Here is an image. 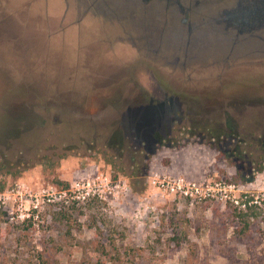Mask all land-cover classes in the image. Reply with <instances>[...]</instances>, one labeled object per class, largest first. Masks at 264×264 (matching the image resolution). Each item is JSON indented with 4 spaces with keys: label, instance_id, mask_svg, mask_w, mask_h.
Instances as JSON below:
<instances>
[{
    "label": "rangeland",
    "instance_id": "obj_1",
    "mask_svg": "<svg viewBox=\"0 0 264 264\" xmlns=\"http://www.w3.org/2000/svg\"><path fill=\"white\" fill-rule=\"evenodd\" d=\"M238 1L0 0V264H264V21Z\"/></svg>",
    "mask_w": 264,
    "mask_h": 264
},
{
    "label": "built area",
    "instance_id": "obj_2",
    "mask_svg": "<svg viewBox=\"0 0 264 264\" xmlns=\"http://www.w3.org/2000/svg\"><path fill=\"white\" fill-rule=\"evenodd\" d=\"M155 184L157 183V188L163 191H170V193L173 194H179L183 195L184 197H192L193 199H196L199 195H202L203 197L205 196H214L212 193L214 191V188H209V187H203L200 184L197 183H192V182H186L183 177H175V178H163L159 179L154 182ZM64 195L66 194L65 191L62 192ZM224 198H226V195H223ZM34 201H32V205L34 208H37L38 206V199L37 195H34L33 197ZM49 200V199H47ZM254 201V200H253ZM252 199H247L245 201H239L237 199H234L235 205L241 206L240 208H245L248 205H250V202H253ZM18 217L23 218L24 214L20 212Z\"/></svg>",
    "mask_w": 264,
    "mask_h": 264
},
{
    "label": "flooded vegetation",
    "instance_id": "obj_3",
    "mask_svg": "<svg viewBox=\"0 0 264 264\" xmlns=\"http://www.w3.org/2000/svg\"><path fill=\"white\" fill-rule=\"evenodd\" d=\"M224 20L235 23L240 29L264 21V0H239L231 13H226Z\"/></svg>",
    "mask_w": 264,
    "mask_h": 264
},
{
    "label": "trees",
    "instance_id": "obj_4",
    "mask_svg": "<svg viewBox=\"0 0 264 264\" xmlns=\"http://www.w3.org/2000/svg\"><path fill=\"white\" fill-rule=\"evenodd\" d=\"M234 9V8H233ZM233 9L232 10H230L229 12H227L228 14L229 13H231L232 14V11H233ZM230 21V20H229ZM231 21H233V20H231ZM247 26V25H246ZM246 26H243V27H246ZM230 136L233 138L234 137V134L233 133H230ZM64 186H67V184L66 183H64ZM3 189V185H0V191ZM237 214H238V216L240 217V218H242V220L244 221V223L245 224H247V222H248V220H249V218L251 217V216H253V217H256L257 216V211H256V209H254V208H248L247 210H239L238 212H237ZM97 250H99L101 253H104V254H106L105 252H106V250H107V244L105 245V244H100L99 245V248H97Z\"/></svg>",
    "mask_w": 264,
    "mask_h": 264
}]
</instances>
